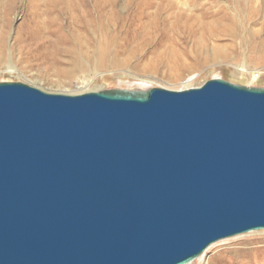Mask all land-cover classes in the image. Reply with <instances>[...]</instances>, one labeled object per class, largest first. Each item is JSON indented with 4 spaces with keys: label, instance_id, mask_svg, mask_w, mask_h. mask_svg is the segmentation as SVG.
Returning <instances> with one entry per match:
<instances>
[{
    "label": "water",
    "instance_id": "95a60500",
    "mask_svg": "<svg viewBox=\"0 0 264 264\" xmlns=\"http://www.w3.org/2000/svg\"><path fill=\"white\" fill-rule=\"evenodd\" d=\"M264 230V88L0 83V264H191Z\"/></svg>",
    "mask_w": 264,
    "mask_h": 264
},
{
    "label": "rangeland",
    "instance_id": "374dc122",
    "mask_svg": "<svg viewBox=\"0 0 264 264\" xmlns=\"http://www.w3.org/2000/svg\"><path fill=\"white\" fill-rule=\"evenodd\" d=\"M218 78L264 88V0H0V83L78 95ZM207 250L192 264H264V230Z\"/></svg>",
    "mask_w": 264,
    "mask_h": 264
},
{
    "label": "bare ground",
    "instance_id": "6f19581e",
    "mask_svg": "<svg viewBox=\"0 0 264 264\" xmlns=\"http://www.w3.org/2000/svg\"><path fill=\"white\" fill-rule=\"evenodd\" d=\"M170 61H171V60H170ZM153 64H154V63H153ZM171 66H172V65H171ZM165 67H166V66H165ZM258 77H259L258 74H256L255 77L253 76V79H256V78H258ZM142 83H144V81L141 82V83H138V84H134V85L128 86V88H126L125 90H147V89H149L147 86H144L145 84L142 85ZM213 244H214V243H213ZM213 244H211L210 246H212ZM210 246H208V248H209ZM208 248H207V249H208ZM207 249L203 252V254H204L206 251H208ZM203 254H202L199 258L195 259V261L201 259V257L203 256ZM191 264H192V263H191Z\"/></svg>",
    "mask_w": 264,
    "mask_h": 264
}]
</instances>
